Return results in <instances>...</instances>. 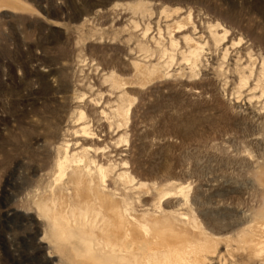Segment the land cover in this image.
Masks as SVG:
<instances>
[{
  "label": "rangeland",
  "instance_id": "1",
  "mask_svg": "<svg viewBox=\"0 0 264 264\" xmlns=\"http://www.w3.org/2000/svg\"><path fill=\"white\" fill-rule=\"evenodd\" d=\"M81 110L136 218L264 264L240 235L264 214V0H0V264H108L56 250L37 205Z\"/></svg>",
  "mask_w": 264,
  "mask_h": 264
},
{
  "label": "bare ground",
  "instance_id": "2",
  "mask_svg": "<svg viewBox=\"0 0 264 264\" xmlns=\"http://www.w3.org/2000/svg\"><path fill=\"white\" fill-rule=\"evenodd\" d=\"M143 71L142 80L146 78ZM115 107V115H124L121 103ZM107 113L101 111L105 116ZM86 117L82 112L74 121L78 128H74L73 136L80 141L64 143L65 154L55 161L54 180L44 187L37 201L40 215L48 220L56 250L57 243L64 241L72 250L108 264H209L208 254L215 253L216 241L199 223L194 225L195 233L168 217L162 221L145 216L138 219L116 196L108 180L111 172L102 162L104 150L85 145L102 136L91 121L84 120ZM261 220L240 234L256 254H264V214Z\"/></svg>",
  "mask_w": 264,
  "mask_h": 264
}]
</instances>
